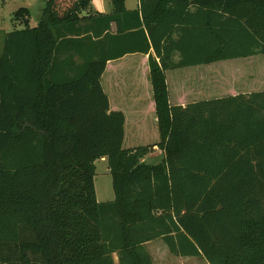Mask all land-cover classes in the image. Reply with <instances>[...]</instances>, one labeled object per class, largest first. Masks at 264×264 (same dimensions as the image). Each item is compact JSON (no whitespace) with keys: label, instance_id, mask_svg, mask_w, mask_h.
Segmentation results:
<instances>
[{"label":"trees","instance_id":"obj_1","mask_svg":"<svg viewBox=\"0 0 264 264\" xmlns=\"http://www.w3.org/2000/svg\"><path fill=\"white\" fill-rule=\"evenodd\" d=\"M42 1L0 50V264H264V0Z\"/></svg>","mask_w":264,"mask_h":264},{"label":"rangeland","instance_id":"obj_2","mask_svg":"<svg viewBox=\"0 0 264 264\" xmlns=\"http://www.w3.org/2000/svg\"><path fill=\"white\" fill-rule=\"evenodd\" d=\"M136 0H127L126 5L132 6ZM44 6L42 0H0V50H2L4 36L15 29H21L23 26L17 24L14 20V13L19 8H28L30 10V23L33 25L40 17L41 9ZM253 83L264 82V67H261L257 74L251 77ZM260 87H263L264 84ZM163 156L159 149H153L143 162L146 164H158ZM95 195L98 202H107L114 199L112 188V178L108 169V158L101 157L95 161V178H94ZM165 246L162 241H156L149 246V249L155 251L154 264H208L202 257L197 259L175 258L170 252H163Z\"/></svg>","mask_w":264,"mask_h":264},{"label":"crops","instance_id":"obj_3","mask_svg":"<svg viewBox=\"0 0 264 264\" xmlns=\"http://www.w3.org/2000/svg\"><path fill=\"white\" fill-rule=\"evenodd\" d=\"M126 2H127V0H126ZM126 2H125V7H126V9L127 10H129V11H131V10H134V9H137L138 8V0H136V4H134V5H132V6H127L126 5ZM28 9V8H27ZM29 10V9H28ZM90 12L89 13H92V12H98V13H101V14H108V13H110L111 12V0H91V3H90V10H89ZM29 12H30V10H29ZM88 12V11H87ZM30 18H31V14H30ZM37 23H38V20H37V18H36V22L33 24V25H31V23H30V19H29V26L30 27H35V26H37ZM111 30H112V32H114L115 31V28H114V26L112 25V28H111ZM66 54L67 53H65V54H63V55H61V57L62 58H64V57H66ZM68 55H70L69 53H68ZM73 60H74V62H75V67H80V66H82V61H81V59L78 57V56H74L73 57ZM121 61H123V60H121ZM121 64H120V62H115V63H113L112 64V67L109 65V67H111L112 68V70H117L119 67H121L120 66ZM122 65H123V63H122ZM154 149H157V148H154ZM158 150V149H157ZM160 151V150H159ZM161 152V151H160ZM162 153V152H161ZM162 156H163V153H162ZM156 241H161L160 239H157V240H154V241H152V242H149V243H146L145 245H146V248H147V250L149 251V253H150V255H151V257H152V259H153V261H155V258H156V254H155V251H153V250H151V249H149V246L152 244V243H154V242H156ZM164 247V249L163 248H161L162 250H163V252L165 251V252H168V249L166 248V246H163ZM170 255L171 256H174V255H172L171 253H170ZM175 258H184V257H177V256H174ZM187 258H191V259H197V258H200V257H187Z\"/></svg>","mask_w":264,"mask_h":264}]
</instances>
